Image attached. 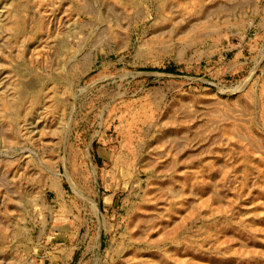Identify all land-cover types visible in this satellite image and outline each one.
<instances>
[{"label":"rangeland","instance_id":"rangeland-1","mask_svg":"<svg viewBox=\"0 0 264 264\" xmlns=\"http://www.w3.org/2000/svg\"><path fill=\"white\" fill-rule=\"evenodd\" d=\"M0 264H264V0H0Z\"/></svg>","mask_w":264,"mask_h":264},{"label":"crops","instance_id":"crops-1","mask_svg":"<svg viewBox=\"0 0 264 264\" xmlns=\"http://www.w3.org/2000/svg\"><path fill=\"white\" fill-rule=\"evenodd\" d=\"M219 63H222L223 64L224 62L219 59ZM227 68H229V67H227L226 64H223V68H222V69H224V72L223 73H225L227 71Z\"/></svg>","mask_w":264,"mask_h":264}]
</instances>
